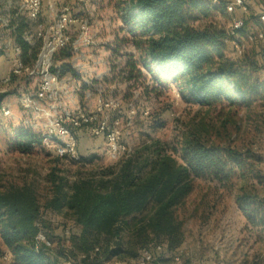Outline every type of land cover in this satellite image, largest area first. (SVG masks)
<instances>
[{
    "label": "trees",
    "instance_id": "obj_1",
    "mask_svg": "<svg viewBox=\"0 0 264 264\" xmlns=\"http://www.w3.org/2000/svg\"><path fill=\"white\" fill-rule=\"evenodd\" d=\"M228 1L213 4L211 0H123L119 8L122 30L138 54H127L122 67L112 68L117 74L115 81L130 83V91L144 87L150 90L148 94L153 92L157 96L160 89L175 85L186 101L207 108L223 102L230 106L248 104V96L264 88L248 74L249 70L258 72L257 62L249 61L245 68L240 60L226 54L237 36L230 35L229 30L214 24L197 25L211 18L213 11L225 12ZM244 26L237 34L246 33ZM9 27L14 28L12 35L22 48L23 62L33 66L39 44L31 46L25 41L26 19L11 21ZM258 42L261 40L250 43L264 57ZM3 55L0 50V58ZM71 55L68 46L57 57L63 60ZM72 71L66 63L60 75ZM16 77L11 74V80ZM5 95H0V104ZM131 97H124L127 106ZM14 137L13 147L23 153H31L43 143L41 135L28 127L16 128ZM80 143L79 136L82 159L78 162L95 161V153L88 157ZM179 145L170 151L153 140L114 164L100 166L72 180L51 174L52 194L46 206L70 215L80 228L69 239L83 262L136 258L142 249L162 244L165 250L153 264H177L174 255L184 243L185 230L176 210L193 192L194 179L217 181L230 187L234 178L256 177L252 176L255 164L261 162L251 152L210 143L198 133L186 136ZM236 203L248 224L264 236V199L242 185ZM40 216L38 195L31 185L12 186L0 192V236L10 264H59L52 258L51 245L36 240L40 231L49 237Z\"/></svg>",
    "mask_w": 264,
    "mask_h": 264
},
{
    "label": "rangeland",
    "instance_id": "obj_2",
    "mask_svg": "<svg viewBox=\"0 0 264 264\" xmlns=\"http://www.w3.org/2000/svg\"><path fill=\"white\" fill-rule=\"evenodd\" d=\"M23 1L0 0V47H4L6 42L13 38V31L8 27L11 21L18 22L24 17L28 26L34 25V22L27 18ZM64 2L71 6L72 13L77 19L89 21L92 35V44L89 47H81V51L72 54L70 59L58 60L57 56L55 58L59 72L66 63L70 64L73 70L64 75L69 78L67 86L70 93L67 95H71L66 97L67 106L74 110L79 107L100 117L117 116L123 123L129 115V110L134 109L132 136L128 141L133 151L153 140L160 141L171 151L180 146L183 138L198 133L210 143L259 156L261 162L255 164L252 175L256 177L248 176L245 180L234 178L230 187L217 181L194 179L193 192L176 210L178 219L184 223L188 238L193 236L196 225L211 226V228L235 225L238 228L243 224L245 229L244 225L248 224L247 219L236 203V194L240 187L243 185L247 191L256 192L264 199V182L259 183V178L264 180V88L258 94H250L248 104L230 106L227 102H223L213 108L189 103L175 85L160 89L161 94L158 96L153 92L148 94L150 90L147 91L144 87L130 91V83L118 79L115 81L117 74L112 70L114 66H123L127 54L132 52L138 54L130 42V37L122 30L123 21L119 8L123 0H44L41 20L49 21L54 18L56 11L50 8V3L59 7ZM246 4L248 5L244 26L246 33L243 35L239 33L233 38L232 41L235 42L229 44L226 54L240 60L245 68L249 67V61L257 62L258 72L249 70L248 74L256 83L264 84V57L257 53L255 44L245 39L246 34H256L263 27L258 18L264 11V0H247ZM241 13L239 9L233 14L226 10L225 12L216 10L213 11L211 18L203 19L197 22V25L214 24L219 28L231 30L232 17L234 15L239 17ZM78 32V24L73 25L71 34L74 39ZM235 43L239 44V49ZM256 45L260 50L264 49V42H258ZM114 54L122 57L116 58ZM0 59V78H3L12 72L13 56L4 53ZM145 74L149 76L147 72ZM148 84L152 86L150 81ZM84 85L88 87L84 89ZM35 89V82L27 74H22L11 80L9 84L0 86V95L6 94L0 104V192L24 184L31 185L35 189L41 206L40 223L49 235L52 258L59 264L91 262L137 264L139 255L136 258L110 260L99 258V261L83 262L69 239L78 234L80 228L70 215L47 208L46 205L52 194L51 174L55 172L72 180L77 175L92 173L100 166L105 167L115 162L99 148V151H95L96 157L92 163L61 160L47 140H43L42 145H38L31 153L16 150L13 147L15 129L27 128L26 125L35 123L42 124L45 120V117L36 115L32 110H26L20 100L22 95ZM127 94L132 95L128 106L124 102ZM8 108L10 113L7 115L5 110ZM145 111H148L147 115ZM79 136L80 142L87 148H92L91 146L94 147L96 144L95 138L86 129L81 130ZM7 253L0 236V264H10ZM263 254L264 239L260 255L263 257ZM262 257L259 260L261 262H263ZM244 258L242 257L240 261L242 262ZM188 262V257H185L181 264Z\"/></svg>",
    "mask_w": 264,
    "mask_h": 264
},
{
    "label": "built area",
    "instance_id": "obj_3",
    "mask_svg": "<svg viewBox=\"0 0 264 264\" xmlns=\"http://www.w3.org/2000/svg\"><path fill=\"white\" fill-rule=\"evenodd\" d=\"M213 4H219L221 0H211ZM23 5L29 21L28 29L24 33L25 41L35 46L39 44L37 60L33 66L25 64L22 60V48L10 38L4 47H0L5 54L13 56V67L11 74L27 76L35 82L36 89L21 96L20 100L26 110H32L36 115L45 117L42 124L35 123L26 125L28 128L39 133L43 140L54 148L57 156L74 161L81 160L79 151V133L86 129L94 137H102L105 140V153L107 157L117 162L131 155L129 139L132 136L134 109L129 110L127 119L122 122L120 118L113 115L100 117L98 114L89 113L77 107L75 110L67 106L66 97L70 93L67 83L69 78L61 76L55 64V58L62 49L71 47V53L77 54L83 46L92 44L91 26L88 20H79L72 13V8L64 2L61 6L50 3V8L56 11L52 20L42 21L44 0H24ZM239 9L241 16L232 17L230 35H237V31L245 25V14L248 13L246 0H229L226 11L230 14ZM263 24L262 29L256 33L247 35V42L255 40L264 41V11L258 18ZM78 24L79 32L74 39L71 27ZM9 27V26H8ZM10 31L14 28L9 27ZM239 49V44L235 43ZM96 64V63H95ZM11 74L0 78V86L11 82ZM42 112V114H40ZM10 109L5 110L9 114ZM145 115L148 111L144 112ZM35 127V128H34ZM36 240L50 246L47 234L40 231ZM165 250L164 245L158 244L142 249L136 260L137 264H153L158 256ZM184 250L180 248L174 255V262L181 264ZM264 257V254H263Z\"/></svg>",
    "mask_w": 264,
    "mask_h": 264
},
{
    "label": "crops",
    "instance_id": "obj_4",
    "mask_svg": "<svg viewBox=\"0 0 264 264\" xmlns=\"http://www.w3.org/2000/svg\"><path fill=\"white\" fill-rule=\"evenodd\" d=\"M94 138L96 144L92 148L80 143L81 150L86 154L95 153L99 149L105 151L104 138ZM245 225V229L243 224L238 228L235 225L221 228L196 225L193 236L189 238L184 227L185 240L181 248L184 250V259L188 257L189 262L186 264H261L259 260L262 257L260 253L264 236L257 228L247 224V229ZM241 256L245 257L242 262Z\"/></svg>",
    "mask_w": 264,
    "mask_h": 264
}]
</instances>
